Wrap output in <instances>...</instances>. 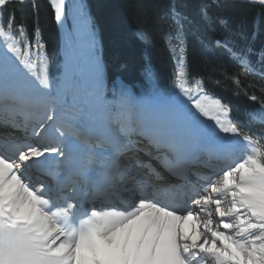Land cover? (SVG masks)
Instances as JSON below:
<instances>
[{
	"label": "snow or ice",
	"instance_id": "1",
	"mask_svg": "<svg viewBox=\"0 0 264 264\" xmlns=\"http://www.w3.org/2000/svg\"><path fill=\"white\" fill-rule=\"evenodd\" d=\"M240 2L264 8V0ZM28 3L0 0V264H264V49L253 63L251 47L198 37L239 69L222 72L234 94L259 105L234 118L202 79L189 80L193 21L173 5L164 41L176 91L152 85L138 97L120 87L109 100L82 85L78 77L91 70L71 53L50 79L39 26L30 38L14 13L4 21L10 4ZM50 6L63 26L66 0ZM70 11L94 46L84 5ZM199 13L215 32L208 6ZM136 36L153 43L146 29ZM31 40L39 72L28 58ZM256 76L261 83L244 86L241 77Z\"/></svg>",
	"mask_w": 264,
	"mask_h": 264
},
{
	"label": "trees",
	"instance_id": "2",
	"mask_svg": "<svg viewBox=\"0 0 264 264\" xmlns=\"http://www.w3.org/2000/svg\"><path fill=\"white\" fill-rule=\"evenodd\" d=\"M76 3L78 2L74 0H66L65 21L70 30L79 32L81 25L70 11ZM80 3L84 5L90 20L94 44L99 46L95 65L103 73L102 95L105 98L110 100L120 87L130 88L138 97L146 96L152 85L165 93L176 91L173 87L176 64L164 41V34L170 30L169 10L175 5L180 13L193 21L187 25L189 80L202 79L207 93L231 104V115L234 118L245 120L248 111L259 107L242 93L235 95V85L231 80L224 79L223 70L230 74L235 73L239 71L237 66L222 49L215 46L206 49L198 37H202L209 44L216 39H228L238 50L251 47V60L255 63V53L264 49V9L219 0H80ZM202 5L208 6V13L216 27L215 32L209 31L200 18L199 9ZM9 13L15 14L16 24L26 25L30 38L36 26H39L41 42L45 46L43 53L47 60V72L50 79L56 82L64 72L60 62L70 51L54 18L50 0H41L27 6L10 4L4 13L5 24ZM257 14H260L259 31L253 39V20ZM217 16L226 18L225 27L215 24ZM141 29H146L151 36V46H145L136 36V32ZM76 42L78 44V40ZM31 43L33 47L29 50L30 59L36 65L35 71L39 72L42 59L34 47L35 40H31ZM89 46L87 44L86 49ZM217 80L221 82L217 83ZM241 80L244 81V86L249 82L261 83L258 76L247 79L241 77ZM248 91L251 93L253 89ZM255 92L261 95L259 87ZM251 126L254 130L261 128L259 123Z\"/></svg>",
	"mask_w": 264,
	"mask_h": 264
},
{
	"label": "rangeland",
	"instance_id": "3",
	"mask_svg": "<svg viewBox=\"0 0 264 264\" xmlns=\"http://www.w3.org/2000/svg\"><path fill=\"white\" fill-rule=\"evenodd\" d=\"M61 27L64 30V35L66 36V38H68V31H67V28L65 26V23ZM69 35L71 36L72 42L74 44V47H73L72 43H70L71 53H72L73 57L75 58L76 61H79L82 65L89 66L90 60L94 61L95 56L97 54H99V52L97 53L93 47L89 46V44H88V46H89L88 49H85L86 46L82 47L81 44H79V43L77 44L76 40L78 37V33L74 29L69 31ZM83 39L85 40L86 37H84ZM90 39H91V37H89V40ZM89 43H90V41H89ZM82 44H84V41H82ZM85 45H86V42H85ZM65 60H66V57H63V59H62L63 66L65 64ZM89 68L91 70L90 72H85V73L80 75L81 80H82V85L85 87L91 88V89H95L98 87V83L100 82L101 72L99 71L98 68L96 69L97 73L100 75L99 76L98 74H94L95 73L93 70L94 68H91V67H89ZM205 122L209 123V121H205Z\"/></svg>",
	"mask_w": 264,
	"mask_h": 264
},
{
	"label": "water",
	"instance_id": "4",
	"mask_svg": "<svg viewBox=\"0 0 264 264\" xmlns=\"http://www.w3.org/2000/svg\"><path fill=\"white\" fill-rule=\"evenodd\" d=\"M39 1H40V0H34V3H28V4H23V5L18 4V5H21V6L33 5V4L38 3ZM220 1H223V2H234V3H240V4H246V3H241L240 0H220ZM247 5H251V4H247ZM251 6L261 8L259 5H251Z\"/></svg>",
	"mask_w": 264,
	"mask_h": 264
},
{
	"label": "bare ground",
	"instance_id": "5",
	"mask_svg": "<svg viewBox=\"0 0 264 264\" xmlns=\"http://www.w3.org/2000/svg\"><path fill=\"white\" fill-rule=\"evenodd\" d=\"M17 5H18V4H17ZM202 119H203V118H202ZM205 123H208V122H205ZM211 123H212V122H210V121H209V123H208V124H211Z\"/></svg>",
	"mask_w": 264,
	"mask_h": 264
}]
</instances>
